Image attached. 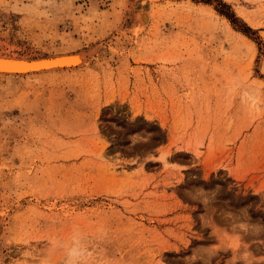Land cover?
Segmentation results:
<instances>
[{"label":"rangeland","instance_id":"1","mask_svg":"<svg viewBox=\"0 0 264 264\" xmlns=\"http://www.w3.org/2000/svg\"><path fill=\"white\" fill-rule=\"evenodd\" d=\"M0 38L88 57L0 76V264L74 230L95 264H264V0H0Z\"/></svg>","mask_w":264,"mask_h":264},{"label":"bare ground","instance_id":"2","mask_svg":"<svg viewBox=\"0 0 264 264\" xmlns=\"http://www.w3.org/2000/svg\"><path fill=\"white\" fill-rule=\"evenodd\" d=\"M151 12L149 8L141 6L136 7L135 9V19L137 22V30L145 28L151 20ZM136 25V24H135ZM1 44H3L1 46ZM15 42L9 43L7 40L0 41V48L7 49V50H20L18 45H14ZM23 50V49H21ZM7 52V51H6ZM25 52V51H23ZM87 53L85 52H61V53H51V56H48L47 59L41 58L37 60H28L26 58H14V57H0V63H9V64H16V65H27V66H36L42 65L45 61L49 62H57L62 64V66H49L46 68H37L31 70H12V69H3L0 68V76L2 77H24V76H37L42 74H50L53 72L59 71H70L75 70L77 67L81 66L86 59L88 58ZM49 57L51 59H49ZM44 61V62H43ZM167 154L163 153L160 155L158 159L162 161H166Z\"/></svg>","mask_w":264,"mask_h":264},{"label":"clouds","instance_id":"3","mask_svg":"<svg viewBox=\"0 0 264 264\" xmlns=\"http://www.w3.org/2000/svg\"><path fill=\"white\" fill-rule=\"evenodd\" d=\"M205 195H201V194ZM207 190L193 187L185 191L188 199L207 207L205 196ZM106 237V233L104 234ZM50 249L60 250L63 252V264H95V249L86 243V237L79 230H74L69 242L57 238H50L47 241ZM46 264V262H44Z\"/></svg>","mask_w":264,"mask_h":264},{"label":"water","instance_id":"4","mask_svg":"<svg viewBox=\"0 0 264 264\" xmlns=\"http://www.w3.org/2000/svg\"><path fill=\"white\" fill-rule=\"evenodd\" d=\"M2 40H7L9 43H13V41L6 39V38H0V41H2ZM2 45L3 44H1V46ZM14 45L17 46L16 43ZM19 49H20V47H19ZM23 51H25V50H21V49L17 50L15 48V51H14V50H7L6 48L5 49L0 48V57H14V58H26L28 60H37V59H41V58L47 59L48 56H51V54H41V53H33L31 51H25V52H23ZM49 59H51V58L49 57ZM49 66H62V64L59 63V61L54 62V63L49 62V61H45V63L42 65H36V66L31 67V66L22 65V64L16 65V64H9V63H0V68L12 69V70H17V71L31 70V69H37V68H46Z\"/></svg>","mask_w":264,"mask_h":264}]
</instances>
